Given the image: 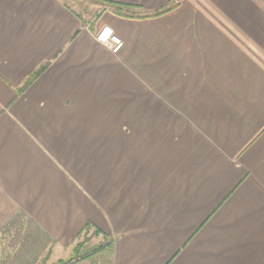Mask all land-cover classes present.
Returning a JSON list of instances; mask_svg holds the SVG:
<instances>
[{
	"label": "crops",
	"instance_id": "1",
	"mask_svg": "<svg viewBox=\"0 0 264 264\" xmlns=\"http://www.w3.org/2000/svg\"><path fill=\"white\" fill-rule=\"evenodd\" d=\"M86 226L74 264H264V0H0V264Z\"/></svg>",
	"mask_w": 264,
	"mask_h": 264
},
{
	"label": "rangeland",
	"instance_id": "2",
	"mask_svg": "<svg viewBox=\"0 0 264 264\" xmlns=\"http://www.w3.org/2000/svg\"><path fill=\"white\" fill-rule=\"evenodd\" d=\"M158 14V13H154ZM78 241V242H77ZM77 241L75 242L74 245H77V248H79V251L81 253L90 251L94 248H97L99 246H105L108 242V239L105 237H101L100 235L97 234L96 231L91 232V230H87L83 232L78 238ZM100 251H107V246H105L102 250ZM100 251L97 254L100 253ZM76 253H73L74 256Z\"/></svg>",
	"mask_w": 264,
	"mask_h": 264
},
{
	"label": "built area",
	"instance_id": "3",
	"mask_svg": "<svg viewBox=\"0 0 264 264\" xmlns=\"http://www.w3.org/2000/svg\"><path fill=\"white\" fill-rule=\"evenodd\" d=\"M96 40L109 47L112 53H116L122 47V41L109 27H104L96 35Z\"/></svg>",
	"mask_w": 264,
	"mask_h": 264
},
{
	"label": "trees",
	"instance_id": "4",
	"mask_svg": "<svg viewBox=\"0 0 264 264\" xmlns=\"http://www.w3.org/2000/svg\"><path fill=\"white\" fill-rule=\"evenodd\" d=\"M155 13H159V12H155ZM37 74H35V75H33L32 76V79L36 76ZM32 79H30L29 81H28V83L32 80ZM28 83H26V84H28ZM90 227H88V226H86L85 227V231H87L88 229H89ZM85 231H83V232H85ZM82 234V233H81ZM80 234V235H81ZM79 235V236H80ZM78 242V241H77ZM111 243H109V242H107V244L105 245V246H109ZM105 246H99V247H97V248H94V249H92V250H90V251H87V252H84V253H81L80 251H79V248H77V245H74V249H73V253H76L74 256H71V255H73V253L67 258V259H65V260H61V261H59L57 264H74V263H76V262H78V261H81V260H86V259H89V258H91V257H93L94 255H96V253H98L100 250H102Z\"/></svg>",
	"mask_w": 264,
	"mask_h": 264
}]
</instances>
